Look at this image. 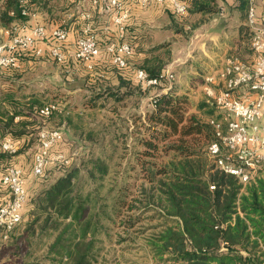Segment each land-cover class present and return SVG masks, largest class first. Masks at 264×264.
I'll list each match as a JSON object with an SVG mask.
<instances>
[{
	"label": "rangeland",
	"instance_id": "1",
	"mask_svg": "<svg viewBox=\"0 0 264 264\" xmlns=\"http://www.w3.org/2000/svg\"><path fill=\"white\" fill-rule=\"evenodd\" d=\"M35 1L32 0L33 3ZM66 1L73 2L71 0ZM66 1L54 0L53 2L68 4ZM2 2L3 0H0V12ZM70 5L72 6V4ZM140 6L148 7L149 4ZM33 11H35L36 17L31 19L28 17V21L37 19V10ZM225 12L226 10H224ZM171 13L175 15L173 11ZM108 15L114 26L111 27L110 31H114L115 35L105 42L99 41L98 36L96 37L102 52L99 57L93 60L92 68H89L84 62L76 60L69 47H66L67 59L63 64L43 58L39 60L43 64V69H24L22 70L23 73H20L0 68V113H4L8 108H11L10 102L5 99L6 97L9 98V95L18 104L15 109L21 112L15 114L14 122L7 127L4 124L5 115H1L0 126L4 125L3 127H5L3 136L7 137L20 133V135H28L29 138L28 146H24L17 154L13 156L5 154L6 156L0 157V159L5 163L19 164L24 168L28 189L31 193H37L43 187L49 186L56 178L64 175L67 171L79 170V175L75 178L77 192L88 199L85 205L87 216H91L95 212L99 224L95 245L97 252L96 264H162L153 258L151 249L146 243V237L155 231L151 227L157 222V219L154 218L155 213L149 211L133 227L125 226L130 223L129 219L137 214V212H128L126 204H132L131 200L139 193L140 183L144 180L142 162L147 163L150 160L159 165L168 161L172 156V153L162 152L156 153L155 156L141 154V151L144 150L141 140L148 137V130L145 128V125L148 124L146 116L148 112L155 108L157 96L172 90L176 96L188 98L186 111L188 114L194 113L200 120L209 124H211L210 121L213 118L224 119V110L216 104L212 96L206 93L205 89V77L208 74L217 76L221 69L217 70L213 65H208L207 59L209 57L207 58V56L211 53L205 55L199 48L201 41L196 34L200 36L203 27L201 28L198 20L189 19L187 16L181 18V16L175 15L178 34L167 33V31L159 34V36L161 35V41L176 40L173 47L166 48L164 46L159 52L163 59L162 71L169 69L174 73V79H165L156 86L146 88L138 82L140 87L146 90L142 97L140 94L138 97L134 94H127L122 97L120 92L109 91L108 88L110 89V87L104 84L99 85L100 90H95V86H92V83L89 84L90 78H94L92 74L101 73L98 74V78L103 80L108 68L112 66L118 68L105 52L107 44L119 38V32L111 12ZM243 16L241 21L246 22L245 25L243 24V29L249 47L247 45V49L244 50L246 54L241 56V59L247 62L251 60L252 62L251 30L246 15ZM245 18L246 20H244ZM61 20L59 24L69 29L68 25ZM129 21L130 17L127 30ZM218 22L211 20V23H203H205V26L213 27ZM238 22H240L239 13H236L234 19L231 18L230 27H235L234 23L238 24ZM185 25H190V27H185ZM92 26L94 28V23ZM206 28L204 27V29ZM127 30L125 39L133 47ZM133 49L135 54V47ZM220 49V46L217 47V50L220 51ZM217 50L214 51V55L218 52ZM189 54L197 55L192 58ZM176 57L180 59L173 62ZM191 61L198 62V64L202 63L203 70L196 69L195 64ZM99 66L100 68H98ZM210 71L211 73H208ZM152 87L156 88L148 91ZM244 89L247 92L251 91L247 87H244ZM239 90L237 95L240 93ZM99 91L101 95L97 94ZM252 94H255V92H252ZM141 98L144 100H141ZM14 102L11 103L15 104ZM50 102L60 104V110L49 118L40 116L38 112L43 104ZM36 106L39 107L34 110ZM141 108L143 113L137 114L136 110L140 111ZM23 114L31 116L32 119L22 120L21 116ZM16 116H19V119L16 120ZM69 124L70 131L67 130ZM27 125H30L31 128L26 127ZM41 127L59 128L63 131V141L56 144L53 149L54 151H62L71 158L68 165L48 163L46 178L34 176L32 173L33 153L38 147V130ZM222 149L224 154H230L236 159L235 152L229 151L225 146ZM146 168L151 171L153 169L150 165H147ZM32 207V204L26 206L22 223L10 233L9 238L4 239L0 236V264H53L49 259H43L42 257L45 254L46 244L41 243V241L35 243L31 235V241L28 242L30 237L27 233L29 231L26 229L27 222L29 219L35 218L31 214ZM121 220H125L124 225H122ZM32 224L36 229L34 238L37 239L41 221L35 223L33 221ZM30 251L31 254H29Z\"/></svg>",
	"mask_w": 264,
	"mask_h": 264
},
{
	"label": "trees",
	"instance_id": "2",
	"mask_svg": "<svg viewBox=\"0 0 264 264\" xmlns=\"http://www.w3.org/2000/svg\"><path fill=\"white\" fill-rule=\"evenodd\" d=\"M182 1L189 7L181 18L190 13L214 14L221 8L217 0ZM34 4L45 5L44 0L34 3L32 0L23 3L3 0L0 25L8 27L14 21H26L28 16L21 14L22 7L33 11ZM248 6L249 0H239L241 11H246ZM10 11L14 14L11 15ZM243 28L242 24L240 33L245 50L249 42ZM43 57L49 59L47 55L36 56L31 50L22 54L20 59L23 64L26 58L40 60ZM162 64L163 59L157 53L154 58L144 59L140 68L157 76L162 72ZM2 69L23 73V66ZM91 85L100 90V84ZM97 94L101 95V92ZM5 99L11 108L1 112L0 117L5 115L7 127L14 122L15 114L21 112L15 109L18 104L11 95ZM187 104V97L176 96L171 90L159 94L155 108L148 112V124H144L148 137L141 140L144 146L141 154L155 156L162 152L172 153V156L159 165L150 160L142 162L144 180L140 183L139 193L132 198V204L124 201L127 211L137 214L125 226L133 227L149 211L155 213L157 222L151 226L155 231L146 237V243L153 258L162 264H264V163L254 179L247 183L224 172L209 155V145L216 139L213 125L203 122L194 113L188 114ZM3 126H0V139L4 138ZM24 135H11L19 142L18 151L28 146L22 140ZM5 154L10 155L0 147V157ZM147 165L153 168L152 171L146 168ZM46 170L41 177L46 178ZM78 175L79 170L74 169L37 193L28 189L25 206L32 204L31 214L35 218L27 222V233L35 243L46 244L42 257L53 264H96L97 261L98 219L95 212L87 216L85 205L88 199L76 188ZM31 220L34 223L41 221L37 239ZM123 222L125 220H121L122 225Z\"/></svg>",
	"mask_w": 264,
	"mask_h": 264
},
{
	"label": "built area",
	"instance_id": "3",
	"mask_svg": "<svg viewBox=\"0 0 264 264\" xmlns=\"http://www.w3.org/2000/svg\"><path fill=\"white\" fill-rule=\"evenodd\" d=\"M26 0H20L21 3ZM140 5L161 4L168 6L176 15L188 12V3L182 0H136ZM1 8V5H0ZM105 9L112 14L119 38L109 42L105 52L119 68L127 67L134 54L131 44L125 39L130 9L123 0H108ZM10 14H14L10 11ZM21 14L35 18V11L22 7ZM85 19L73 50L76 60L89 68L93 60L101 55L102 48L93 32L91 12L83 13ZM28 19V20H29ZM14 21L8 27L0 26V68H21V55L33 51L36 56L47 57L59 64L67 59L66 42L69 29L63 25L47 27L40 22ZM247 23L251 30L253 61L247 62L234 55L226 59L218 75L205 77V89L209 96L225 112L222 120L211 119L216 139L209 145V155L226 173L238 176L244 183L254 179L260 164L264 163V15L257 14L255 0H249ZM2 27V28H1ZM169 69L157 76H151L143 68H135L136 80L144 87L156 86L162 80L174 79ZM247 87L255 92L254 97L241 99L237 91ZM60 110V104L50 102L38 112L49 118ZM15 119H19L16 116ZM225 125V131H224ZM64 139L59 128L41 127L38 130V147L33 153L32 173L41 177L48 163L68 165L70 156L55 150L54 146ZM19 142L11 136L0 139L2 151L15 155ZM223 146L235 152L236 159L223 153ZM237 160V161H235ZM214 186H212L213 188ZM28 182L24 168L19 164L0 160V236L9 237L10 232L24 219L28 199Z\"/></svg>",
	"mask_w": 264,
	"mask_h": 264
},
{
	"label": "crops",
	"instance_id": "4",
	"mask_svg": "<svg viewBox=\"0 0 264 264\" xmlns=\"http://www.w3.org/2000/svg\"><path fill=\"white\" fill-rule=\"evenodd\" d=\"M53 1L54 0H44L45 5L42 4L41 6H36V4H34L33 9L35 8V10H37L38 16L36 20H30V22H40L46 24L47 27H53L56 25H61L59 24V21L62 19L61 21H64L69 27V36L66 42V47H69L72 52L75 47V41L82 30L84 23L82 13L85 11H89L93 15V29L96 37L98 36L99 39H97L99 41L105 42L107 39L115 35L114 31H110L111 27L114 26L112 25V21H110L111 19L108 15L109 12L105 10L107 0H71L73 2H67L65 0L69 5L64 4V2L54 3ZM123 1L131 10L127 34L133 47H135V54L131 60H129L127 65L128 67H118V69L117 67L112 66L108 68L106 70L105 79L103 80L98 78L101 73L99 74V72H96L92 74L94 78H90L91 81H89V83L96 84L97 82V84L100 85H107L110 87V89H112V91L120 92L122 95L125 94V96L127 94H134L136 97H138L140 94L142 97L146 93V90H143L138 84V81L135 77V68L141 67L140 65L144 59L156 57L157 53H159L163 48L160 45L163 44L166 48L174 46L176 43L175 39L167 40L166 42L165 40L161 41V35L159 36V34L165 31H167V33L173 32V34H178L176 22L177 18L175 16L176 14L174 15L171 13V9L161 4H149L148 7H142L136 2V0ZM217 2L219 3V6H221L217 13H190L187 17H189V19H195L196 21L198 20L201 28L203 27L200 36L199 34H196L197 38L199 37L201 41L199 43V48L205 55H208L207 53H211V56H207V58L209 57L211 59H207L208 65H213L218 70L224 66L228 57L237 55L241 58V56L246 54L244 52V42L242 39V34L240 33V26L242 24H246V22L241 20L244 17L243 15H246L247 18V9L242 13L241 9L239 8V0H217ZM70 4H72L74 7H72ZM62 6L69 8H64ZM255 6L258 17L264 15V0H255ZM224 10H226L225 13ZM236 13H239L240 22H238V24L234 23V25H236L235 27H230L231 18L234 19ZM246 18L244 20H246ZM211 20L213 22H219L213 27L205 26V23H211ZM185 27H190V25H185ZM204 27L207 28L204 29ZM219 46L221 47L220 51L217 50V47ZM215 50L218 52L214 55L213 53ZM195 55L197 54L190 56L193 58ZM179 59V57H176L173 59V62L178 61ZM248 62H251V60H248ZM22 63L23 70L35 68L43 69V64L39 60L26 58V60ZM191 63L195 64L196 69L203 70L204 66H202V63L198 64V62L195 61H191ZM220 65L221 67H219ZM98 68H100V66ZM217 70L216 73L218 72ZM208 73H211V71ZM99 81L103 83H100ZM154 88L156 87H152L148 91H152ZM239 91L240 93L238 96L241 99L247 100L254 97L255 95L252 94V91H245L244 88L240 89ZM141 100L144 99L141 98ZM137 103H139V101H137ZM136 111L137 114L143 113L142 108L140 111L138 109ZM34 115L36 116L37 114ZM21 119L28 121L27 119L30 120L32 117L29 115H22ZM26 127L31 128L30 125H27ZM70 128L71 127L69 124L67 130L70 131ZM73 135L75 136V133ZM22 140L28 143V135H24Z\"/></svg>",
	"mask_w": 264,
	"mask_h": 264
}]
</instances>
